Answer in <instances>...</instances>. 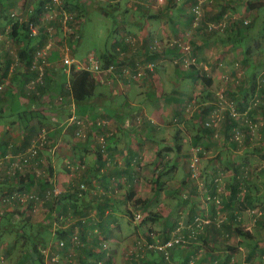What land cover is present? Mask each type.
Returning a JSON list of instances; mask_svg holds the SVG:
<instances>
[{"label":"crops","instance_id":"crops-1","mask_svg":"<svg viewBox=\"0 0 264 264\" xmlns=\"http://www.w3.org/2000/svg\"><path fill=\"white\" fill-rule=\"evenodd\" d=\"M261 2L264 3V0H251L252 4ZM178 14H180V11L179 13L177 10L173 12L174 20L178 21L173 28H168V32L171 35L178 34L177 25L181 23V19H177L179 17ZM262 14L261 9L257 8L250 13L243 6L236 13L229 11L225 15V18H228V20H232L233 18L240 20L244 18L250 21V23L255 24V19H259V16ZM112 15L115 16L113 13ZM150 15L151 12H146V15L141 14L140 16L142 17L138 20L134 11H130L129 14H122L117 22L124 25L123 28L116 26L111 33V53H116L115 51L120 48L119 45L124 44L126 41H133V39H135L134 43L137 45V48L143 47L144 49V46L147 47L149 44H154V40L159 38L157 36L159 32L153 31V28L150 27L152 25L151 22L160 21L166 17L161 16L152 20ZM212 15H215V12L208 14L209 17H212ZM144 16L147 18L145 20L147 26H145L146 24L144 25ZM129 17L131 19H135L134 17H136V20L141 21V24H136L135 21L131 20L128 21ZM166 19L168 20V18ZM133 22L134 26L131 25ZM79 36L80 33L78 34ZM211 36L209 35V38L206 40L211 39ZM160 41H162L160 43L162 50H174L175 53L179 52V54H182V49L179 48V45L176 44L178 48L175 50L176 46H167L164 39ZM223 42L224 40L222 39ZM203 43L199 44L202 45ZM214 44L218 45V42L215 41ZM223 44L226 45L227 43ZM9 46L8 44L3 45V49H9ZM66 47L68 48V46ZM193 47H195L194 44ZM240 48L243 52L242 60L245 61L249 55V60L247 61H250L254 51L252 53L250 51L246 55V50L244 51L242 47ZM54 49L58 50L57 47H54ZM63 49H60L61 54ZM255 52L260 54L262 50L257 49ZM185 54L191 57L189 59L190 64H187V61L177 60L176 74L172 78H167V73L170 71L169 67L173 64L171 60L172 56L170 55L160 60L155 72L150 73L148 70L145 71L143 69L137 75V81L130 84L126 81L115 79L112 85H107L104 84L103 76L105 74L98 76L93 73L91 79L95 83V88L86 104H75L72 96L68 94L65 97L66 101L64 100V103H56V108L60 111L52 109L49 112L51 114L50 118L51 116H57V118L61 116L63 120L61 124L64 126H61V129L63 128L62 133L51 144L52 148L47 150L45 162H48L54 170L53 182L56 180L58 186L67 190V194L60 198V202L59 200L55 203L51 201L53 204L50 202L49 213H51L52 217L59 215L63 218L62 220L60 219L59 223L57 222L58 219L55 218L52 226H55L54 230L58 226L60 231L63 230L62 233H66L64 241L69 245V249L67 251L63 250L62 257L68 260L70 264H135V260H142L143 264H155L159 262L160 256L157 254L158 252H154L146 246L139 248V240L146 238H143V236H139V238L137 236L142 235L141 233L144 232L136 224L129 223V217H126L127 215L124 214L122 209L127 204L128 211L133 210V201H137L141 197H144L141 198L144 201L151 199L148 192V187L150 186L149 179H153L154 174L155 176H160L164 173L165 164L171 157H177L179 147H181V150L184 149L182 143L187 140V137L191 140V150L198 149L200 150V154L208 153V158L210 159L214 157L210 156V154L214 153L211 150L214 149V146H219L222 149L226 146L224 142H217L215 137H210V133L206 129L198 132L196 131L197 129L188 126L183 120L184 115H186V110L183 106L188 97L201 100L207 98L208 94H211L214 98H212L213 101L204 102L202 100L196 103L193 100V106L191 105V110L194 112L192 115L199 116L200 121L204 125V120L207 119L205 115L207 114L208 116L211 111L208 106L214 104L216 101H220L222 104L221 101H224L223 99L230 92L228 88L231 80H229L228 76L223 75L226 74V71H223V73L218 70L217 64L212 63L210 66L207 62H204L202 66L204 65L207 70V72L204 71L205 75L213 80V86L205 88L202 82L197 80L198 75L195 71H193V74H189V71L192 70H190V65L196 63V59L192 58L193 51L192 55H189L187 52ZM128 55H131V52ZM145 58L147 59L148 55ZM142 60L143 58L141 57ZM199 62L203 63V61L198 59V65ZM251 63H253V67H259L264 64L261 60L257 64L255 62ZM53 64L54 68L49 72L48 86L56 94L58 92V82H61V84L65 83L66 85L68 83L69 85L71 73L67 69H64L61 59L59 62L54 61ZM229 65L230 62L227 57H224L222 60L220 59L219 66L229 67ZM145 68H147V65ZM197 69L200 70L199 67ZM212 69H215V71L213 72ZM169 82L172 83V87L167 91L166 86ZM220 83L223 84L221 90H218ZM67 88L69 89V86ZM256 101L260 105V102H263L264 99L257 95ZM54 106L51 105L50 107L54 108ZM196 109H198L199 114H195ZM72 116L86 119L90 124L87 140H78L73 126L66 128L65 123L68 120L67 118ZM101 120L107 122L106 126L95 128L94 122ZM6 129L18 136V124L9 125L0 123V133ZM16 131L17 134H15ZM168 133H171L169 137L167 136ZM103 137L108 140L107 150L101 153L99 145ZM195 142L198 144L197 146ZM171 154L175 156H171ZM201 157L200 161L204 159V157L203 159ZM135 160H137L138 165L135 164ZM67 161H72L76 165H82L84 169L73 174L67 168ZM190 162L191 157L189 158V164ZM189 168L187 166V169ZM214 172L216 173L217 170ZM247 174L248 178H250L251 173L248 171ZM82 182L87 183V190L80 192L78 187ZM179 188H181V184L179 187L176 186V189ZM208 188L210 195L203 194L207 196V201H209L208 198L211 199V195L212 197L216 195L215 191L217 190L215 185ZM224 188H226L225 192L221 196L226 197V199H223L222 206L224 217L219 223L224 225L229 220L228 225H231L234 221L239 223L241 229L244 226H250L251 222L259 226L258 224L261 221L256 220L255 216L250 214V212L252 213L258 207H263L264 205V193L261 192L258 185L253 184L251 186L250 181H247V184L243 187V191L238 196V201L235 199L231 200V186L225 184ZM198 200V198L192 200L193 203L190 204V210H186L184 207L181 208L172 222L170 216L173 212H177V209L167 207V209L163 210L167 213H161L162 215L157 220H154L161 221L163 226L166 227L164 234H161L163 237L155 235V239H152L147 235L149 237L146 240L149 243L164 242L168 237L171 238L176 228L181 225L185 228L183 232L186 235H190L191 232L188 230V226L189 224H193L192 222L195 219L188 223L186 215L191 212V217L197 218L205 210L209 211L210 208L211 210L215 209L214 206H209L205 200L202 205L199 203L195 207ZM164 201L166 202V200L162 201L163 204ZM38 210L39 208H37L35 213ZM123 214L126 215L125 218ZM230 214H234L235 218L229 219L231 217ZM122 215L123 218H120ZM247 217L250 220L248 223L244 220ZM210 220H212V223H216L215 221H217L216 218H210ZM158 222L154 224H158ZM212 223L205 225L203 231H196V234H194L195 239L192 240L191 246L185 247V250L182 248L175 251L174 264H215V260L217 259L221 264L227 261H229L228 264H237V262L240 263L239 259H242L239 257V252L249 247L250 253L244 256L246 259L242 264H253L252 260L255 259L254 254L261 252L264 241L258 240L255 234H252L251 241L238 233L236 237H233L231 232L218 234L215 230L210 229ZM151 224L153 223L151 222ZM254 224L253 226L256 227ZM136 231L138 234L133 237ZM74 234L78 235L81 247L72 244V236ZM128 240L133 241L134 248L127 243ZM134 240L136 241L135 243ZM105 242L109 245L108 251L102 247V244ZM233 242L236 243V246L233 245ZM218 243H225L231 246H221L218 248ZM256 244L259 245L257 247L259 249L254 248ZM126 248L130 250L129 253ZM261 253L260 255L263 256ZM251 255H253V258L249 261L248 259ZM123 257L125 260H123ZM257 258H260L259 254Z\"/></svg>","mask_w":264,"mask_h":264},{"label":"rangeland","instance_id":"rangeland-1","mask_svg":"<svg viewBox=\"0 0 264 264\" xmlns=\"http://www.w3.org/2000/svg\"><path fill=\"white\" fill-rule=\"evenodd\" d=\"M32 3H29L28 10L34 11L36 8V5L38 4V0H31ZM204 0L203 3V19L200 21L199 25L198 22L195 20V22L191 23L190 20H188L187 13L190 14V11H192L194 5V1L190 0H180L179 4H183V10L184 13L178 14L177 19H181V23L177 25L178 34L171 35L168 32V28H172L168 20L165 18L160 21H152L151 26L153 28V31L159 32V35L157 36V40H154V44L161 43L163 40L167 43V46H171L173 44H179V48L185 50L189 55H192L191 50H187L190 47L193 49V56L192 58L196 59V63L198 62V59L203 61V63L199 62L197 69L201 72V74H205L204 71L207 72L205 69L204 62H207L210 66L211 64H217L218 70L223 72L226 71V75L231 80L229 83V93L227 97L224 98L223 104L218 103L216 101L214 104L219 105L220 109L221 107L225 108L222 112L224 115V119L222 122V127L219 132V137L216 138L219 142H224L226 144L223 149L219 146H214V149H211L214 151L213 154H210V156H214L213 159L208 158V153L206 154H200V150L198 152V156L201 157L203 160L200 161L198 166V176L193 178L191 176V170L190 168L187 169V166H189V158L192 156V144L189 137H187V140L183 142L184 149L180 150L177 155V157H171L169 161L165 164V169L163 170V174L160 176H155L153 179H149L150 186L148 187L149 196L151 199L145 200L148 204H136V201H133L132 209L136 211H141L142 215L144 216V219L139 222H135L133 220V216L128 213V207L127 204H125V208L122 209L124 214V218L129 217V223L136 224L139 226V229L143 230L141 233L143 238H148L147 235H151L153 233L154 235H161L164 234V230H166V227L163 226V223L160 221H154L159 218L163 213H167L163 210L168 208L177 209V212H173L171 217L172 220L178 215L181 208H185L186 210H190V204H192V200L198 198L199 200L196 201L195 207H197V204L204 202V200L209 204V206H214L215 210L218 211V215L216 216L215 221L217 224L223 220V199L226 197H221L222 194H224L225 184H228L229 186H232L234 181V175H235V165L245 164L248 171L251 173L250 175V185L253 184L258 185V188L261 189V192L264 193V109L258 107L259 103L256 101L257 95L258 96H264V93L261 91H255L252 89V76L255 75V80L257 81L258 78L264 80V65H261L259 67H253L251 62H257L261 60V62H264V8L262 9L263 14L259 16V19H255V24L252 23V27L249 29L246 35L245 41L241 42L240 44H235L231 42L228 39V36L231 35L229 33L230 29H226V31L220 32V34H214L212 35L209 40H206L209 38V34L206 35L205 29L208 27L210 28L211 25H217V20H210L211 17L208 16L211 12H215V14H218L219 12H222V10H225V15L232 11L234 13L240 11L242 7H245V10L248 12L251 8L248 6L247 2L249 0ZM251 1V0H250ZM23 0H0V9H3L5 12V16L2 17V20L0 21V42H7L9 45L13 46L14 48L19 49V46L17 45V42L13 41V39L9 36V31L11 30V26L9 21L12 20V13H18L21 17V14L23 12ZM83 4L85 5V11H83V8L79 7L78 12L80 15L87 14V17H84L85 19H81V17L74 16L72 19L66 20V15L71 14L72 12L68 11V3L71 4L72 7H77L76 3H74V0L67 1L62 0V2L59 5L53 4L52 2L48 3L46 13L44 14V21L40 22L41 25H38V30H40V27L43 28V26H47L46 30L49 31V34L51 32L53 33L51 35L52 38H50V42H53L54 46L57 47L58 50L65 48L68 46L70 49L71 55L74 57V59L82 60L84 59L88 54L96 53L98 56H102L105 49H110L111 47V33L113 31V28L116 26H119L120 28H123L124 25H122L120 22H115V18L112 15V13L115 15L117 19L121 18L122 14H129L131 12H135L138 20L141 19L142 16H140V10L138 9V4L143 3V0H82ZM167 0H147L146 3L150 6L149 9L151 10V14H157L158 10H160V7L166 5ZM215 8V9H211ZM259 9V8H258ZM175 11V10H174ZM178 11V10H177ZM186 11V12H185ZM106 12H108L106 14ZM252 13L253 11H249ZM179 13V11H178ZM108 15V16H107ZM131 15V14H130ZM253 16V15H252ZM175 17V15H174ZM181 17V18H180ZM131 19V17L128 18V21H135L137 24L140 23L137 18ZM144 17L143 21L147 20V18ZM228 19V18H226ZM236 18H233L231 21L235 20ZM43 20V18H42ZM257 20V21H256ZM118 21V20H117ZM56 23L57 29L53 27L50 24L47 23ZM215 22V23H214ZM146 24V21L144 25ZM190 24V27H189ZM134 26L133 24H131ZM5 26V27H3ZM147 26V24L145 25ZM118 27V28H119ZM5 30L3 31V29ZM134 29V27H132ZM9 29V31H7ZM52 29V31H50ZM132 29V30H133ZM218 29V27L214 28ZM80 33V36L78 37V34ZM73 40L71 42V40ZM222 39L224 41H227V44L224 45L222 43ZM135 41V39H133ZM217 41L218 45H213V43ZM202 42H204L202 45H200ZM200 43V44H199ZM243 43V44H242ZM71 44V45H70ZM193 44L195 47H193ZM181 46V47H180ZM72 47L76 49L72 52ZM200 47V48H199ZM243 50L249 49L251 53L254 51V54L251 56V60L246 63L242 60L243 58ZM257 49L262 50V53H257ZM185 54V53H184ZM186 55V54H185ZM251 55V54H250ZM249 56V55H248ZM247 56L246 60H249V57ZM224 57H227L229 59L230 65L229 67H221L219 66L220 59H224ZM191 57L187 55V64H190ZM169 60V59H168ZM173 64L170 68V71L167 73V78H172L176 74V67L178 66L177 60L175 56H172ZM169 63V61H167ZM18 69H24L22 62H18ZM23 67V68H22ZM216 69V68H215ZM215 69H212L213 72ZM224 73V72H223ZM172 80V79H171ZM261 80V81H262ZM223 83H220V87L218 90H221ZM172 87V83L169 82V84L166 86L167 91H169ZM228 87V85H227ZM242 89V90H241ZM227 91V90H226ZM236 98L241 99L239 101L244 103V106L251 107L252 109L249 111L248 118L250 120V127L247 126L246 131H242L237 128L236 131L230 136L232 140L235 139V135L238 132H241V142L237 141L239 143L238 147L232 146V140L227 139L226 137V128H227V119L228 116L231 117L233 121H240L242 122L243 115L242 112H240L239 106L242 105L237 103L235 100ZM187 99V100H186ZM185 105L183 108L186 110V115H184L183 120L186 122V124L192 128L197 129L196 131L202 132L206 128L203 123L200 121L199 116L192 115L194 112L191 110V105L193 106V100L194 98H186ZM191 99V100H190ZM201 100H195L196 103ZM236 101V102H235ZM234 102V103H231ZM258 103V104H256ZM264 103V101H263ZM262 104V102H260ZM234 106V111L238 114L237 116L232 115L231 108L229 109L228 106ZM263 105V104H262ZM229 110L230 115H228L227 111ZM253 112V113H252ZM210 113V112H209ZM252 113V114H251ZM195 114H199L198 109H196ZM202 117V116H201ZM200 117V118H201ZM207 117V114L205 115V118ZM242 125V124H241ZM45 129H53V126L50 123L44 124ZM17 129V128H15ZM17 134V131L16 133ZM171 133H168L167 136L169 137ZM250 135V137H249ZM203 152V150H201ZM48 151H42L40 154V159L44 162L42 163L49 165L48 162H45L46 156ZM57 155V154H56ZM201 155V156H200ZM171 156H175L172 155ZM18 157V156H17ZM16 158V157H15ZM11 159V161H15L17 159ZM212 158V157H211ZM213 160V161H212ZM215 160V161H214ZM10 162V160H9ZM8 165V164H7ZM7 165H5L7 167ZM3 168V167H1ZM45 168L43 167L40 171L41 174H43ZM217 172L215 173L214 171ZM47 171V170H46ZM189 171V172H188ZM5 175V172L3 170L0 171V180ZM11 184V180L9 181ZM87 184V183H86ZM181 184V188L176 189V186L179 187ZM216 186L217 190L216 195L210 198H208L209 201H207V196H204L203 194L209 193V188L211 186ZM184 188V189H183ZM202 190H201V189ZM196 189V191H195ZM207 189V191H206ZM1 198V196H0ZM144 198V197H141ZM140 198V199H141ZM218 198L220 200V204H217L215 199ZM138 200V199H137ZM144 201L143 199H141ZM152 200V202H150ZM163 200L164 204L162 203ZM144 201V202H145ZM211 202V203H210ZM49 206L50 202L47 201L46 203L39 205L38 212L35 213L34 211L30 210L28 208L27 212H24L25 214L29 216H33L35 219V222H50L54 221L56 217L59 215H56V217H52L51 213H49ZM180 208V209H179ZM261 207H258L256 210H259ZM0 209L14 212V211H23L22 206H19L16 202H10L2 204L0 203ZM158 209H160L158 211ZM170 210V209H169ZM201 210V209H200ZM214 210V209H213ZM213 210L204 211L203 213L199 214L198 217H201L202 219L206 218L208 215L210 218H213L214 212ZM162 213V214H161ZM207 214V215H206ZM250 214L254 215L256 220H260L261 222L257 224L254 222H251L249 224L250 226H244L243 229H245V232H253L252 234H255L256 238L258 240L264 241V219L263 217L259 216L257 217L253 212ZM120 216V218H123ZM53 218V219H52ZM186 219L188 222L192 221L191 212L186 215ZM195 219V218H194ZM253 219V218H252ZM263 219V220H262ZM246 223L250 222V220L244 219ZM59 223V220H57ZM151 222L153 224H151ZM158 224H154L157 223ZM221 224V223H220ZM256 225V227L253 226ZM55 227V226H54ZM54 227H51L50 233L47 232L45 234L44 238L46 241H48V249H52V251L49 254H45L43 257L44 264H70L68 260H65L62 257L63 251L59 250L57 248V241H58V235L57 232L54 230ZM149 227V228H148ZM231 229L230 232L233 234L232 236L236 237L237 234V228L240 227L239 223L232 222L230 225ZM241 228V227H240ZM13 232L9 233L4 231L3 233H0V264H16L18 260L21 258L23 254L24 244L27 241V237L18 236L19 234V226L13 227ZM173 230V228H172ZM253 230V231H252ZM129 232V231H127ZM138 232H134L133 237L137 235ZM129 236V235H128ZM156 237V236H155ZM161 237H163L161 235ZM161 237H159L161 239ZM140 238V237H139ZM138 238V240H139ZM232 238V237H231ZM137 240V238H136ZM17 242L18 246L13 248V245ZM136 241L134 240V243ZM130 246L134 248L133 241L128 240L127 241ZM218 243L217 246L220 248L221 246H231L227 245L225 243ZM233 245L236 246V243L233 242ZM11 246V253L7 252L8 248ZM137 246V245H136ZM253 247V245H251ZM259 246V245H258ZM262 247V246H261ZM41 248V247H40ZM109 248V246H108ZM250 248V247H249ZM245 248L244 251L239 252V257L242 259H239V262L237 264H242L248 253H250V249ZM261 249V254L257 252L255 255V259L252 260L253 264H264V246ZM43 249V248H42ZM259 249V248H257ZM127 252L129 253L130 250L126 248ZM259 254L260 258H257ZM124 255V254H123ZM54 256L58 257V262H53L52 258ZM123 260L124 257H123ZM219 261V260H218ZM250 261V260H249ZM135 264H143L142 260H135Z\"/></svg>","mask_w":264,"mask_h":264},{"label":"trees","instance_id":"trees-1","mask_svg":"<svg viewBox=\"0 0 264 264\" xmlns=\"http://www.w3.org/2000/svg\"><path fill=\"white\" fill-rule=\"evenodd\" d=\"M23 12L21 14V17L18 13H16L21 20L17 21L16 18H13L9 21L11 30L9 29V36L13 41L17 42V45L20 47L19 49L14 48L13 46H9L7 42H0V87L3 86L2 90L0 91V123L2 124H9L14 125L18 124L19 126V133L18 136L12 134L9 130H3L0 133V168L5 172V175L0 180V203H3V199L9 198L14 196L15 193H25V194H37L39 197L45 196L46 192L53 188V173L54 170L50 165L44 164L40 159V154L38 156L34 157L30 160L28 165H24L22 162V169H16L13 172L9 170L11 157L14 159L15 157L25 154L28 149L30 148L32 142L37 139L39 133L43 130L44 124L50 123L53 126L52 129L49 130V136L51 138V144L57 139V136H59L62 133L61 126L64 125L61 124L62 117L59 116H51L50 113L52 109H55V111H60L56 108V103H64L65 97L69 94L72 96L75 104H86L89 100V97L95 88V83L92 81L93 73L90 71H84V70H76L75 67L71 68V81L68 85L64 83L61 84V82H58V92L55 94L51 87L48 86V77L49 72L53 70L54 64L52 63L59 62L60 58L62 56L61 51L54 49V47L50 50L49 55L47 57V64H45L44 67V78L43 83H36L34 86V89H29L28 86L32 81H35L39 75L40 70L38 68H33V61L35 59L36 52L43 49L49 42L51 34H49V31L46 30L47 26L40 27V30H38L37 36H31V25L34 24L36 26L41 25L40 22H44V14L46 13L47 5L51 1L49 0H38V4L36 5V8L34 11L28 10L29 3H32L31 0H23ZM77 7H72L70 3H68V11L72 12L71 14L77 17H81L82 21L85 19L84 17H87V14L82 15L79 14L77 11L78 8L82 7L83 11H85V5L83 4L82 0H74ZM143 3L138 4V9L140 10V14L146 15V12H151L149 9V5L146 3L147 0H143ZM194 1V5L198 3V0H190ZM180 1L178 0H167L166 5L160 7V10H158L157 14L150 15L152 17L151 19L154 20V18H159L161 16H165L168 18V21L172 28L174 25L177 24L178 20H174L173 18V12L174 10L180 11V13H184L182 4H179ZM248 6H250L251 10L253 11L257 8L259 10L264 8V3H254L252 4L251 1L247 2ZM192 4V6L194 7ZM145 11L144 13H142ZM248 11V12H249ZM186 12V11H185ZM15 13V12H14ZM108 12H106L107 14ZM225 10H222V12H219L218 14L212 15L210 20H217V23L220 21H223L222 19L224 16ZM126 14V13H125ZM150 14V13H149ZM5 16V12L3 9H0V21L2 20V17ZM108 16V15H107ZM148 16V15H147ZM187 16L189 17L188 20H190L191 23L194 22L195 13L193 11H190V14L187 13ZM7 17V16H5ZM145 17V16H144ZM43 18V20H42ZM115 22H117V18L114 16ZM231 21V20H228ZM141 22V21H139ZM215 23V22H214ZM231 24L227 25V27L222 29H208L206 30V35H214L219 34L220 32L226 31V29H230L229 33L231 35L228 36V39L235 43L240 44L242 41L244 42L246 39L247 32L252 27V23L250 21H247L246 19L242 18L240 20H233L230 22ZM55 27L57 29L56 23H47ZM137 24V23H136ZM141 24V23H139ZM5 27V26H3ZM39 27V26H38ZM5 28L3 29V31ZM227 32V31H226ZM71 40V39H70ZM73 40H71L72 42ZM223 43H227L224 41ZM9 46V49H3V45ZM243 44V43H242ZM179 45V44H177ZM176 44H173L172 46H176L174 49L177 50L178 46ZM241 45V44H240ZM112 46V45H111ZM120 48H118L116 53H111V47L110 49H105L102 56H98L96 53H91L96 56V58L100 61L103 69H109L110 67H114V69L111 72L105 73L104 76V84L112 85L114 83L115 79H118L120 81H126L128 84L136 82L137 81V75L143 71V69L148 70V72L153 73L156 71L158 67V63L162 58H167V56H175L180 61L186 62L187 55H185V50L182 51V54L179 52H176L174 50H162L160 48V43L158 44H149L147 47H136L134 41H126L124 44L119 45ZM200 48V47H199ZM72 47V52L75 51ZM144 50V51H143ZM162 50V51H161ZM188 50L193 51L192 47ZM127 52V53H126ZM131 52V55H128ZM74 53V52H73ZM173 53V54H172ZM250 53V50H246V55ZM91 54H88L84 59L81 61L85 62L89 58ZM192 54V53H191ZM137 55V56H134ZM146 55H148V58L146 59ZM182 55V56H181ZM193 56V55H192ZM141 57L143 60L141 61ZM138 60V62H137ZM17 61L22 62V65L24 69L19 70ZM140 61V62H139ZM247 60H245L244 63L247 64ZM144 63V64H143ZM133 64V65H132ZM135 64V65H134ZM51 65V66H50ZM147 65V68L145 66ZM264 65V64H263ZM191 68L189 71V74H193V71L198 75L197 80L202 82V85L205 88H211L213 86V80L208 78L205 74H200V71L197 70L198 63H194L190 65ZM22 67V68H23ZM63 68V67H62ZM64 69H67L64 66ZM255 75L252 76V79L255 80ZM252 80V89L255 91H261L264 93V80L259 79L257 81ZM262 80V81H261ZM62 81V80H61ZM63 82V81H62ZM69 86V89L67 88ZM242 90V89H241ZM227 97V96H226ZM264 99V96H260ZM212 95L208 94L207 98H204L203 101H213ZM214 99V98H213ZM216 99V98H215ZM224 100V99H223ZM237 103L241 99L236 98L235 99ZM66 101V100H65ZM235 101V102H236ZM222 102V101H221ZM225 102V101H224ZM215 103V102H214ZM220 103V101H218ZM226 103V102H225ZM234 103V102H231ZM240 102L239 104H241ZM263 104V105H262ZM258 107L261 106L262 109H264V103L262 102ZM51 105H55L54 108H51ZM61 108V106H60ZM210 108V113L207 116V119L211 112L215 109L219 108V105L212 104L208 106ZM207 108V109H208ZM228 108L230 109L231 106L229 105ZM248 107L244 103L239 106L240 112H244L245 109ZM228 115H230L229 110L227 111ZM250 113V112H249ZM248 113V114H249ZM253 113V112H252ZM251 113V114H252ZM73 117V116H72ZM70 117V118H72ZM53 118L57 119L56 122L53 121ZM70 118H67L68 120ZM206 119V120H207ZM67 120V121H68ZM206 120H204V124L206 123ZM240 121H233L231 117L228 116L227 119V128H226V137L227 139H230L231 135L236 131L237 128H239L242 131H246L250 125L244 121V116ZM98 121L94 122L95 128H99L97 126ZM242 124V125H241ZM74 127V131L76 133L77 126L71 125L70 127ZM222 127V123H221ZM246 129V130H245ZM221 130V128H220ZM207 131L210 133V137H215V131L212 129H207ZM240 132V133H241ZM264 133V130H263ZM89 137V136H88ZM250 137V135H249ZM232 140V138H231ZM107 138L104 137V144L100 143L99 145V151L101 153L106 152L107 150ZM197 142V141H196ZM195 142V143H196ZM219 142V141H217ZM232 146L238 147L239 143L237 140H232ZM198 144L196 143V146ZM181 150V147L178 148V151ZM46 151V150H45ZM16 159V158H15ZM10 160V162H9ZM3 161V164L1 165ZM135 160V164H137ZM8 164V165H7ZM7 165V167L5 166ZM45 168L43 174H41V169ZM47 170V171H46ZM38 171L40 174H38ZM248 170L246 169L245 164L235 165V175H234V181L231 186V200L234 199L238 201L239 194L243 191V187L247 184V181H250L247 174ZM11 180V184L9 181ZM251 182V181H250ZM65 196V195H64ZM63 196H60L57 200L53 201V203L57 202L60 198ZM12 202H16L19 204V206H26L28 205V208L30 210L34 209V204L32 202H27L26 204L18 201L13 200ZM51 202V201H50ZM52 203V202H51ZM52 203V204H53ZM136 204H145L148 203L145 201H142L141 199H138L136 201ZM7 205V203H6ZM53 206V205H52ZM27 208V207H26ZM27 209H24L21 211H6L0 209V233H3L4 231L12 233L13 227L19 226V234L18 236L27 237V241L24 244L23 254L21 258L18 260L16 264H44L43 257L45 254L43 253V250H47L48 247V241H46L44 238L45 234L50 233L51 227H52V221L50 222H35V219L33 216H29L25 214L24 212H27ZM262 211H264V205L260 208ZM214 216L213 218H216L218 215V211L215 209L213 210ZM222 211L224 209L222 208ZM130 215H132V211H128ZM231 217L229 219L232 220V218H235L234 214H230ZM264 219V215L261 216ZM60 221L61 216L56 217ZM144 219V218H143ZM194 220V218H192ZM142 221V220H141ZM190 223V222H188ZM229 220L226 221V223L223 224H217L212 223L210 226V229L215 230L218 234L220 233H229L230 232V225H228ZM219 227H218V226ZM63 230H58V240L65 239L66 233L63 232ZM227 231V232H225ZM237 233L245 238L247 240H252V233L245 232L240 227L237 228ZM61 237V238H60ZM151 238V237H150ZM170 239L168 237L164 242H167ZM65 242V241H64ZM106 243V242H105ZM102 244V247L104 248V244ZM108 244V243H107ZM17 242L13 245V248L17 247ZM78 247H81V244H77ZM191 244L184 245V246H176L173 249L170 250V258L167 259L165 253L160 252L158 250H154V252H158L157 254L160 256L159 262L155 264H174V254L177 249H186L185 247H189ZM41 247V248H40ZM258 244L254 246V248H257ZM43 248V249H42ZM61 251H67L69 249V245L66 244L63 248L57 247ZM11 246L8 248L7 252L11 253ZM106 251L109 250V248H104ZM255 250V249H254ZM52 249L50 248V252ZM151 252V251H150ZM53 257V256H52ZM54 258H57V256H54ZM253 258V255L250 256L248 260H251ZM59 261V260H58ZM57 261V262H58ZM215 264H221L220 261L215 260ZM229 261L224 262L223 264H228Z\"/></svg>","mask_w":264,"mask_h":264},{"label":"built area","instance_id":"built-area-1","mask_svg":"<svg viewBox=\"0 0 264 264\" xmlns=\"http://www.w3.org/2000/svg\"><path fill=\"white\" fill-rule=\"evenodd\" d=\"M180 1V0H178ZM51 2L53 4L59 5L62 0H51ZM203 3L204 0H198V3H196L192 9V11L195 13V18H194V22L195 20L198 22V25L200 23V21H202L203 19ZM16 13H12V17L16 18L17 21L21 20L18 16H16ZM73 15L72 14H67L66 15V20L68 21L69 19H72ZM231 24L230 21H228V19H224L222 22H220L217 25H211L210 29L212 28H216L218 27V29H222L224 30L227 25ZM31 36H37L38 34V26L32 24L31 25ZM50 31H52V29H50ZM53 33L51 32V35ZM54 44L53 42H49L43 49L39 50L36 52L35 55V59L33 61V68H38L40 70V75L39 77L35 80L32 81L30 83V85L28 86L29 89H34V86L36 83H43V78H44V67L45 64H47V57L49 55L50 50L53 48ZM188 50V49H187ZM1 61V60H0ZM62 63L63 65L67 68V70L70 72L71 68L75 67L76 70H84V71H90L94 74H97L98 76H102L105 73L111 72L114 67H110L109 69H103L102 65L100 63V61L96 58V56L94 54H91L89 56V58L87 59V61L83 62L81 60L78 59H74V57L71 55L70 49L65 47L62 50ZM104 77V76H103ZM3 86L0 87V91L2 90ZM224 103V101H222V104ZM257 104V103H256ZM231 106V105H230ZM234 106H231V110H232V115L233 116H237L238 114L234 111ZM225 108L221 107L220 109H215L211 112V114L209 115L208 119L206 120V123L204 124V126L208 129H212L215 131V138L219 137V132H220V128H221V123L223 122L224 119V115H223V110ZM252 108L248 107L247 110L242 113L241 115L244 116V121L247 122L248 124H250V120L248 118V113ZM53 121L56 122L57 119L53 118ZM107 124V122L105 120H101L98 121L97 126L99 128H103L105 127ZM66 128L70 127L71 125H76L77 129H76V138L78 140H87L88 139V132H89V128H90V124L87 122L86 119L83 118H78L73 116L72 118H70L66 123ZM241 133L238 132L235 135V139L237 141L241 142ZM102 144H104V137L102 138L101 142ZM56 147V146H55ZM52 148L51 146V138L49 136V130L43 128V130L41 131V133H39L37 139H35L30 148L28 149V151L25 154H21L18 157H16L17 160L15 161H11L10 163V171H16V169H22V162L24 163V165H28L30 160L33 159L34 157L38 156L40 152L45 151V150H50ZM198 149H194L192 150V156H191V162L189 164L190 170H191V176L193 178L198 176V166L200 163V157L198 156ZM10 159H13L12 157ZM3 164V161L1 163V165ZM67 168L71 171V173L76 174L78 173L80 170L84 169V166L82 165H76L74 163H72V161H67ZM2 170V168H0V171ZM38 174H40V172L38 171ZM54 186L52 189L48 190L45 194V196H43L42 198L39 197L37 194H25V193H15L14 196L9 197V198H5L3 199V203H10L13 200H18L24 204H26L27 202H32L34 204V209L33 211L36 212L37 208L39 205H42L44 203H46L47 201H55L57 200L60 196H64L67 194V190H65L63 187L58 186L56 183V180H54L53 182ZM79 191H86L87 190V184L85 182H82L79 185ZM217 204H220V200H218V198L215 199ZM28 205L26 204V206H24V209H27ZM132 216H133V220L135 222H139L141 220H143L144 216L142 215L141 211H136V210H131ZM253 213L259 217V216H263L264 215V211H262L261 209L259 210H254ZM63 218H61L62 220ZM193 224H189L188 226V230H190L191 234L190 235H186L183 230L185 229L184 227L178 226L176 228V230L174 231L172 237L167 241V242H156V243H149L146 239L144 240H139L138 242V246L139 248H144L145 246L148 247L150 250H158L160 252L165 253L166 258L169 259L170 258V250L173 249L176 246H186L188 244H192L193 243V239H195L194 234H196V231L201 232L204 230V226L205 225H210L212 223V220H210V217L207 216L206 218L202 219L201 217H197L195 218V220L192 222ZM220 223H218L219 225ZM59 228L58 226L56 227L55 231H58ZM149 236L152 239H155V235L153 233H151V235L149 234ZM72 244H79V240H78V235L74 234L72 236ZM57 246L59 248H63L65 246V242L63 240L58 241ZM108 244L105 243L104 244V248H108ZM50 249L47 250H43L44 254H49ZM53 262L58 261L57 258H52Z\"/></svg>","mask_w":264,"mask_h":264}]
</instances>
